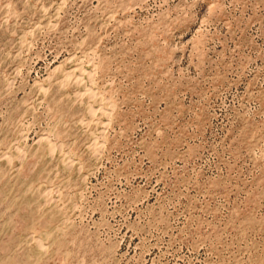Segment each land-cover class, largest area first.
Segmentation results:
<instances>
[{"label":"rangeland","instance_id":"rangeland-1","mask_svg":"<svg viewBox=\"0 0 264 264\" xmlns=\"http://www.w3.org/2000/svg\"><path fill=\"white\" fill-rule=\"evenodd\" d=\"M0 264H264V0H0Z\"/></svg>","mask_w":264,"mask_h":264}]
</instances>
